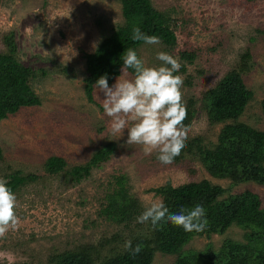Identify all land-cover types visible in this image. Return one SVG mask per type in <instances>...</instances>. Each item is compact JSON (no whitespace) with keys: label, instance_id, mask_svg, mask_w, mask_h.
<instances>
[{"label":"rangeland","instance_id":"374dc122","mask_svg":"<svg viewBox=\"0 0 264 264\" xmlns=\"http://www.w3.org/2000/svg\"><path fill=\"white\" fill-rule=\"evenodd\" d=\"M150 1L156 10H173L177 20V48L166 53L185 64L186 72L178 71L184 81L183 103L197 102L187 138L200 136L207 146L216 143L222 125L209 124L200 99L237 68L245 51L250 69L243 80L253 100L238 121L264 131V0ZM122 23L118 0H0V52L5 51L3 37L13 32L19 61L37 71L31 87L40 100L39 106L0 122L4 158L0 178L15 170L39 177L16 194L19 223L0 238V264H45L52 252L94 243L116 232L115 225L97 215L114 177L125 178L130 196L143 207L149 200L160 199L152 189L202 180L221 187L226 195L254 192L264 207L261 186H233L228 180L212 178L191 156L162 165L156 152L146 155L143 146L126 144L127 130L121 137L110 132L100 101L103 93L97 92L98 100L95 89L93 103L85 97L84 55ZM184 51L195 54L192 63L180 59L179 52ZM158 52H165L160 44L145 43L139 48L148 67L161 66ZM61 68L68 72L62 74ZM108 143L116 146L110 160L78 185L49 177L43 170L51 156L63 158L66 169L85 165ZM226 241L244 243V232L231 227L223 235L193 238L184 250L210 247L217 252ZM175 260V256L156 254L152 264H174Z\"/></svg>","mask_w":264,"mask_h":264},{"label":"trees","instance_id":"16d2710c","mask_svg":"<svg viewBox=\"0 0 264 264\" xmlns=\"http://www.w3.org/2000/svg\"><path fill=\"white\" fill-rule=\"evenodd\" d=\"M118 1L123 23L112 29L92 53L84 55V94L89 103L94 102L95 82L101 76L106 74L111 86L121 75L123 55L127 49L135 50L140 58L139 48L145 43L131 39L135 27L147 35L158 36L165 52L177 48V20L173 10H156L150 0ZM3 44L5 51L0 52V122L23 109L40 105L39 97L31 87L37 71L19 61L13 32L3 37ZM243 54L237 68L225 74L200 99L209 124L222 125L216 143L207 146L200 136L187 138L185 147L174 161L191 156L212 178L228 180L233 186L254 183L264 188V131L238 121L253 100V93L243 80L250 69V57L247 51ZM179 57L186 63H192L196 56L184 51L179 52ZM180 64L179 72L185 73V64ZM67 72V68H61L62 74ZM128 73L129 76L134 74L132 69ZM186 84L190 85L188 80ZM196 103L191 99L185 104L187 118L183 123L188 128L197 112ZM261 105L264 111V100ZM115 150L114 143L105 144L85 165L67 169L63 158L51 156L44 162L43 170L49 177H60L67 184L78 185L90 176L93 169L108 162ZM3 159L0 148V163ZM2 178L7 180V186L15 195L39 180L38 176L24 174L20 170L9 172ZM150 192L164 202L170 213H177L181 208L190 210L196 205L203 206L206 228L198 233H187L170 223L156 229L150 223H138L137 217L144 207L130 196L125 178L114 177L97 215L118 230L94 243L79 244L60 253L52 252L45 264H152L156 254L175 256L174 264H264V207L256 193L246 190L226 195L224 189L207 180L177 187L167 183ZM231 227L244 232V243L226 241L217 252L210 247L203 251L184 250L193 238L223 235ZM128 240H131L133 248L140 245L141 251L133 254L131 250H125L124 244Z\"/></svg>","mask_w":264,"mask_h":264},{"label":"clouds","instance_id":"9594fccd","mask_svg":"<svg viewBox=\"0 0 264 264\" xmlns=\"http://www.w3.org/2000/svg\"><path fill=\"white\" fill-rule=\"evenodd\" d=\"M131 39L149 45L161 43L158 36L147 35L139 27L132 30ZM156 58L162 62L161 66L148 67L129 48L123 55L121 75L116 82L110 87L105 74L94 87L98 100L97 92L104 95L100 101L104 115L109 118L110 132L121 137L127 130L126 144L143 146L146 155L156 152L159 163L170 165L181 154L189 132L183 123L187 118L181 92L184 81L182 76L174 75L181 67L177 58L166 52H158ZM129 69L134 73L131 77ZM7 185V180L0 178V238L19 223L15 211L17 197ZM137 222L150 223L153 229L170 223L187 233L201 232L207 226L203 206L170 213L161 199L149 200ZM124 248L133 254L141 251L140 245L132 247L131 240L125 242Z\"/></svg>","mask_w":264,"mask_h":264}]
</instances>
